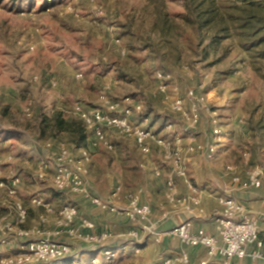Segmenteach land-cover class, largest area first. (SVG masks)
<instances>
[{"label":"rangeland","instance_id":"obj_1","mask_svg":"<svg viewBox=\"0 0 264 264\" xmlns=\"http://www.w3.org/2000/svg\"><path fill=\"white\" fill-rule=\"evenodd\" d=\"M234 1L218 0L226 10ZM185 15V0H0V164L5 176L13 169L30 198L39 195L58 210L76 204L69 193L33 179V163L42 160L50 140L40 138L37 127L42 117L58 111L76 117V103L101 107L103 92L117 101L137 97L144 110L133 118L158 135L185 131V121L158 91L159 69L171 75L181 96L191 88L206 95L210 109L203 115L216 112L234 147L229 163L242 174L255 165L264 167V56L244 51L234 39L217 49L209 46L208 36L201 41ZM107 133L115 149L91 151L98 172L106 161L133 165L138 150L131 138L115 129ZM63 139L78 151L67 136ZM152 154L157 165H167L161 149ZM149 238H113L109 246L119 249L114 264H162L165 251ZM70 243L76 264H92L95 257L97 264H106L99 247ZM20 244L9 237L0 251L11 252Z\"/></svg>","mask_w":264,"mask_h":264},{"label":"built area","instance_id":"obj_2","mask_svg":"<svg viewBox=\"0 0 264 264\" xmlns=\"http://www.w3.org/2000/svg\"><path fill=\"white\" fill-rule=\"evenodd\" d=\"M120 42V40H117ZM125 54V51H123ZM82 74H78L81 77ZM157 88L174 113H178L186 123L185 131L171 136H161L151 128L143 126L134 119L135 114L143 112V103L135 96L129 95L120 101L113 100L107 92L100 96L102 106L88 108L81 103L73 106V114L81 119L88 131V146L75 152L64 145L51 160H41L32 174L35 181H46L59 193H70L83 196L102 211L124 215L132 227L125 235L130 240H138L144 235L152 236L161 243L163 235L177 237L186 247H205L209 258L200 264H235L234 261L261 257L260 223L244 215V206L233 196H217L219 210L214 215L215 229L219 236L208 233L203 228H195L192 219H186L165 233L158 231L151 222L153 207L142 203L140 195L134 192L126 194L127 205L120 207L100 197L93 196L88 186L89 165L92 160L91 151L100 145L110 146L107 129H115L120 135L131 138L143 154H149L152 146L161 147L164 161L171 165L172 171L166 179V199L170 213H189L200 215L205 212L202 205L203 190L192 182L188 173V165L194 156L203 153L206 159L215 160L224 147L225 134L215 111L210 114V138L200 142L197 128L201 123L204 111L210 106L205 94L191 88L185 97L181 96L178 87L171 84V75L163 70L155 72ZM53 86L57 81L52 82ZM148 122V117L144 119ZM168 125L167 128H172ZM170 135V133H169ZM227 172L232 175L233 183L241 189H259L264 187V167L253 166L245 175L240 174L233 165H228ZM5 176L0 164V246L8 243L12 237L20 241L16 251L1 252L0 264H76L75 250L70 240L82 241L95 248L106 264H114L119 249L109 246L114 233L108 224L98 230L97 223L89 217L81 216L79 207L74 203H66L59 210L39 195L32 196L27 205L20 196L22 177L13 169ZM157 176L162 173L157 170ZM181 178L188 188L186 194H180L176 178ZM122 187L112 192L114 199H119ZM31 207L41 209L35 223L26 226ZM256 244L258 250L249 253L248 247ZM95 257L92 264H97ZM190 255L183 250L177 257H169L162 264H190Z\"/></svg>","mask_w":264,"mask_h":264},{"label":"crops","instance_id":"obj_3","mask_svg":"<svg viewBox=\"0 0 264 264\" xmlns=\"http://www.w3.org/2000/svg\"><path fill=\"white\" fill-rule=\"evenodd\" d=\"M64 136L66 135L61 134L46 142V146L49 147V149L43 150L44 153L42 155V160L53 159L59 149L66 145L63 139ZM197 137L200 142H207L210 138V118L205 115H203L201 123L197 128ZM225 137V142L227 143H224V147H226H223V150L221 149L219 156L215 160H208L203 153H198L194 156L193 161L188 165V173L192 182L204 192L202 205L205 212L203 214L192 215L189 213L179 212L170 213L169 215L165 214L166 211L170 210L166 199V179L171 173L172 167L168 164L157 165L152 151L154 148H159L163 151L161 147L153 145L151 153L143 154L133 139L131 140L134 142L138 150V160L135 161L133 165H109V161H106L107 163H105L103 168H100L98 172L95 165L96 158L93 159L92 157L89 165L90 172L87 179L91 194L112 202L120 207H124L127 205L126 194L128 192L138 193L142 203L149 204L153 207L151 222L156 225L158 231L165 233L178 223L186 219H192L195 228H203L208 233H211L218 238L219 236L215 229L214 215L219 210L220 206L215 197L222 195L233 196L244 206L245 216L259 221L261 229L260 239L263 242L262 248L259 249L261 257L252 258L248 255L244 259L235 260L234 263L264 264V187L259 189H241L235 186L232 180V175L227 172L226 167L228 165H233L240 174H242V171L238 165L228 162L233 157V153L231 151L234 147L232 145H228V138L227 136ZM107 138L110 146L102 144L97 148H93L94 151L99 152L102 148L113 151L115 146L108 137V133ZM68 140H70L69 137ZM69 145L72 146V143H69ZM227 145L231 147H228ZM40 161L33 163V165H38ZM25 163H29V161H26ZM157 170L162 173L161 176L156 175ZM176 184L180 194H186L188 192V188L181 178H176ZM24 186L25 185L23 183L20 186V196L24 202L29 205L30 196L26 191H24ZM118 186L122 187V192L120 198L116 200L112 197V192ZM69 195L79 207L81 216L89 217L94 220L97 223L98 230H100L103 225L108 224L115 235V239L125 237L129 229L132 227L131 223L124 215L102 211L100 208L93 205L89 199L83 196L70 193ZM40 212V208L31 207L30 217L26 226L29 227L33 225ZM149 239H153V237L150 236ZM154 244L160 246L162 250L165 251V259L169 257H177L183 250H186L189 253L191 261L190 264H200L201 261L209 258L207 253L208 251L205 247H186L177 237L169 236L167 234L163 235L161 243L154 241ZM16 250L17 249H12L11 251ZM256 250H258L256 244L249 246L247 249L249 253ZM1 252L4 251L1 250L0 253Z\"/></svg>","mask_w":264,"mask_h":264},{"label":"trees","instance_id":"obj_4","mask_svg":"<svg viewBox=\"0 0 264 264\" xmlns=\"http://www.w3.org/2000/svg\"><path fill=\"white\" fill-rule=\"evenodd\" d=\"M185 6V20L197 28L201 41L208 36L209 46L217 49L223 41L234 39L244 51L264 56V0H235L231 10L223 9L218 0H185ZM37 130L42 139L65 134L74 149L88 146L84 122L62 111L42 117Z\"/></svg>","mask_w":264,"mask_h":264}]
</instances>
